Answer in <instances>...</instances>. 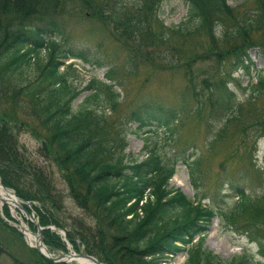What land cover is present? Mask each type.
I'll use <instances>...</instances> for the list:
<instances>
[{
	"label": "trees",
	"instance_id": "1",
	"mask_svg": "<svg viewBox=\"0 0 264 264\" xmlns=\"http://www.w3.org/2000/svg\"><path fill=\"white\" fill-rule=\"evenodd\" d=\"M159 1L138 0L134 2V11L129 13L123 3L117 10L97 0H0V93L6 85L18 90L33 108L43 131V135H36L40 145L33 157L17 142L12 131L15 120L0 109V185L12 191L27 214L32 212L36 217L37 226L42 227V244L50 254L66 252V247H70L73 253L94 257L101 264H170L165 259L171 260L183 252L186 256L183 264H264V220L258 222V227L253 217L257 215V206L249 194L237 187L231 203L221 198L214 207L187 198L168 187L176 162L160 156L154 144L148 148L147 138L142 145L144 159L123 162L125 132L110 130L111 121L103 111H96L104 103L98 95L105 84L102 81L90 80L86 88L88 96L77 109L70 107L77 98L68 83L71 76L68 71L74 70L72 64L64 66L61 60L88 62L81 51L52 50L57 47L53 36L60 35L55 18L73 8L87 11L93 18L104 17L106 20L101 23L109 25L113 34L121 32L116 38L126 54H131L133 65L137 61L140 65L157 67L154 46L168 40L165 34L157 36L150 27ZM225 1L183 0L185 19L171 34L181 39L215 37L217 33L218 39L230 41L233 46L229 52L236 57L237 66L247 71L251 62L245 52L252 46L264 48V0H252L256 9L247 14L241 11L236 21ZM140 12L143 20L138 16ZM234 21L242 24L230 25ZM245 31H261V35L254 42ZM40 52L46 57L38 65ZM173 57L179 55L174 53L163 60L172 61ZM32 60L40 71L38 80L16 86L24 82L20 72ZM253 79L254 83H248L240 91L256 96L264 94V70ZM111 80L107 72L104 81L111 83ZM208 83L212 85L208 84L206 93L210 110L226 116L233 114L235 97L227 83L220 80ZM106 89L110 94V88ZM114 103L112 97L109 104L114 107ZM138 110L129 113L127 119L138 130L146 127L166 132L176 124L172 110L156 105ZM195 159L189 156V161L185 159L183 164L192 178L191 165ZM51 166L59 174L65 194L53 182ZM0 207L3 217L11 220L8 207ZM248 211L252 226L248 225L240 235L255 246L256 260L242 249L241 254L223 263L202 249L206 227L213 218L232 225ZM229 225L227 230L235 233ZM27 228L36 229L28 224ZM35 253L37 256L26 264H63L52 263Z\"/></svg>",
	"mask_w": 264,
	"mask_h": 264
},
{
	"label": "rangeland",
	"instance_id": "2",
	"mask_svg": "<svg viewBox=\"0 0 264 264\" xmlns=\"http://www.w3.org/2000/svg\"><path fill=\"white\" fill-rule=\"evenodd\" d=\"M97 1L105 7L110 6L117 10H120L119 6L123 3L126 10L132 13L135 9L134 2L138 0ZM225 2L234 12L235 21L239 19L237 17H241V11L247 14L256 9L252 0ZM185 12L186 5L183 0H161L159 7L154 9L155 17L151 19L150 27L157 36L165 34L168 37L162 45L154 46L157 67L140 65L137 61L133 65L130 61L131 54H126L116 38L121 32L113 34L109 25L101 23L102 19L106 20L104 17L98 15V19L93 18L87 11L74 8L56 17L60 35L53 36L58 37L57 47L52 50L58 48L60 51H81L88 62L70 58L61 60L64 66L72 64L74 70L68 71L71 74L68 83L76 92L77 98L70 107L77 109L80 102L88 96L89 91L86 88L90 80L102 81L105 85L98 95L104 103L96 107V111H103L108 121H111L110 130L125 132V149L121 157L123 162L134 158L144 159L142 145L147 138L145 143L148 148L154 144L160 156L169 162H176L168 187L179 190L187 198L202 200L201 203L209 207L218 206L215 201L221 198L227 200V203L233 201L236 197L235 190L239 187L256 203L257 215L253 217L258 224L264 220V94H243L240 90L248 83H254L255 73H262L264 70V48H248L245 53L251 64L247 71H243L237 66L236 57L228 50L233 45L230 41L218 39L217 33H214L215 37L204 35L181 39L173 32L171 34L172 29L185 19ZM138 16L143 20V12ZM235 21L230 25L236 27L242 24ZM243 33L250 34L254 42L261 35V31ZM174 53L179 57H173L175 59L172 58V61L163 60V57ZM45 57L46 54L40 52L37 64H43ZM32 63L34 64V60L27 69H22L20 77L24 82L16 86L38 80L40 71ZM62 71L63 67L59 69V72ZM107 72L111 75L112 84L104 81ZM209 80L226 82V87L233 92L235 111L230 116L208 107L206 93L208 84L212 86L208 83ZM109 85L110 94L106 89ZM111 96L115 100L114 107L109 104ZM154 105L174 113L176 124L169 131H155L154 128L149 131L146 127L138 130L135 123L127 122L128 114L132 111ZM2 108L7 113L6 116L15 120L12 131L16 134L17 142L27 154L35 157L40 145L36 135H43V131L27 99L18 90L6 85L0 93V109ZM189 156L196 158L191 165L193 178L183 166L185 159L189 161ZM51 170L54 172L53 182L57 189L65 194L59 174L53 166ZM7 191L13 195L12 191ZM18 203L20 205L21 202L18 200ZM8 210L9 218H17L26 226L28 224L33 227V223H37L32 212L27 214L24 211L33 223L25 221L19 212L11 214L9 207ZM249 214V211L246 212L232 225L213 218L206 227L202 249L217 256L223 263L241 254L243 250H248L256 260L255 246L240 235L248 225L252 226ZM13 218L5 219L0 207V264L31 263L34 256H37L36 250L27 245L26 239L17 230L18 223ZM9 224H14V228ZM228 225L235 233L227 230ZM35 231L29 230L32 233ZM68 250L72 251L69 248ZM58 253L60 252L53 254ZM185 259L182 252L171 260H165L170 264H183Z\"/></svg>",
	"mask_w": 264,
	"mask_h": 264
},
{
	"label": "water",
	"instance_id": "3",
	"mask_svg": "<svg viewBox=\"0 0 264 264\" xmlns=\"http://www.w3.org/2000/svg\"><path fill=\"white\" fill-rule=\"evenodd\" d=\"M1 188L3 189L4 192L7 191V189H5L3 186H1ZM16 201H17V198H16ZM0 205H6V207H8L6 201L1 199V198H0ZM15 207L17 208V212H19L21 214V216L24 218L25 221L31 222L30 217H27V215L24 212L22 206H20L18 202H17V204L15 203ZM11 218H13V217L11 216ZM13 219L18 223V229L17 230L23 236V234H22V232L20 230V220L17 219V218H13ZM31 223H33V222H31ZM9 225L14 228V224H9ZM33 226L36 228L35 233H32V232H29V233H31V235H33V237L35 238L36 241H35L34 246H30V247L35 249L36 252L40 255V257H43L44 259H46V260H48V261H50L52 263H63V264L64 263H72L71 261L74 260V258H82L84 260L85 259L88 260L91 264H101L94 257L88 256L86 254L85 255L76 254V253H73L72 251H69L68 249L66 250V252H63V253L52 254V255H50L48 253L47 255H44L42 252H40V249H39V247H41V246L44 247L42 245V238H41V232H40L42 230V227H38L37 224H35V223H33ZM50 229H54V228L51 227ZM59 234L61 236L63 235V233H61V232Z\"/></svg>",
	"mask_w": 264,
	"mask_h": 264
},
{
	"label": "bare ground",
	"instance_id": "4",
	"mask_svg": "<svg viewBox=\"0 0 264 264\" xmlns=\"http://www.w3.org/2000/svg\"><path fill=\"white\" fill-rule=\"evenodd\" d=\"M62 31V29H61ZM57 37V36H56ZM60 38V37H59ZM63 38V37H62ZM61 38V39H62ZM38 59V58H37ZM35 61V60H34ZM37 61V60H36ZM39 62V59H38ZM37 62V63H38ZM36 63V62H35ZM36 63V64H37ZM33 64V63H32ZM41 64V63H40ZM34 66V65H33ZM37 66V65H36ZM249 66V65H248ZM244 71V70H243ZM263 71V70H262ZM250 72V71H249ZM245 73V72H244ZM256 74V73H255ZM36 75V74H35ZM38 76V74H37ZM106 82V81H105ZM110 84V83H109ZM112 84V83H111ZM105 85V84H104ZM114 85V84H113ZM104 87V86H103ZM110 87V85H109ZM108 87V88H109ZM99 88V87H98ZM111 88V87H110ZM99 91V90H98ZM97 91V92H98ZM99 93V92H98ZM74 108V107H73ZM0 198L5 200L7 203V206L10 208V212L11 214H14L17 211V208L15 207V203L17 204L18 201H16V198L14 196H12V194H10L8 191L4 192L3 189L0 186ZM20 230L23 234L24 239H26L27 245L30 246H34L35 244V238L33 237V235H31V233H29V230L27 228V226L23 223L20 222ZM64 232V231H63ZM40 252H42L44 255H47L49 252L44 248V247H39ZM72 263H76V264H91L88 260H84L82 258H74V260L71 261Z\"/></svg>",
	"mask_w": 264,
	"mask_h": 264
}]
</instances>
